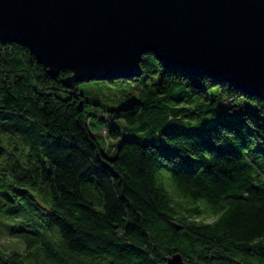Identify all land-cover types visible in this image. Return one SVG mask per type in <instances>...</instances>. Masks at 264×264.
Returning <instances> with one entry per match:
<instances>
[{"label":"trees","instance_id":"16d2710c","mask_svg":"<svg viewBox=\"0 0 264 264\" xmlns=\"http://www.w3.org/2000/svg\"><path fill=\"white\" fill-rule=\"evenodd\" d=\"M140 66L135 77L154 80L106 110L124 120L121 137L116 125L90 127L86 107L99 104L62 85L71 69L48 74L28 48L0 39V214L14 217L2 228L22 243L1 246L0 264H167L174 253L264 264V99L149 51ZM211 87L254 111L190 106Z\"/></svg>","mask_w":264,"mask_h":264},{"label":"water","instance_id":"95a60500","mask_svg":"<svg viewBox=\"0 0 264 264\" xmlns=\"http://www.w3.org/2000/svg\"><path fill=\"white\" fill-rule=\"evenodd\" d=\"M0 39L28 48L48 74L71 69L64 86L140 76L149 51L264 99V0H0ZM166 261L191 264L180 253Z\"/></svg>","mask_w":264,"mask_h":264},{"label":"rangeland","instance_id":"374dc122","mask_svg":"<svg viewBox=\"0 0 264 264\" xmlns=\"http://www.w3.org/2000/svg\"><path fill=\"white\" fill-rule=\"evenodd\" d=\"M156 77L158 75H155ZM154 79H144L142 77H134L133 79H83L78 82H73L75 89H78L86 97H88L93 103L99 104V106L86 107L85 113L91 120L90 127L93 130H101L103 128L110 129L112 126H118L121 131V137H125L124 120L112 118L108 115L106 110L117 109L127 106L132 100L141 95L147 84ZM226 103H232L233 106L230 111H236L239 109H249L254 111V106L243 96H235L232 98H224L216 87H211L207 90L204 96H193L190 106L202 104V106H217L226 105ZM264 119V115L262 116ZM98 141H101L99 134L96 135ZM165 185L174 198V202H182L183 199L173 191V186L167 175H164ZM213 215H206V220L211 221ZM15 222L12 215L0 214V251L9 249L18 250L22 249V243L5 232V227L8 224ZM6 224L3 228L2 225ZM2 228V229H1ZM4 246L7 249H1Z\"/></svg>","mask_w":264,"mask_h":264}]
</instances>
